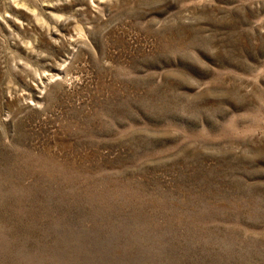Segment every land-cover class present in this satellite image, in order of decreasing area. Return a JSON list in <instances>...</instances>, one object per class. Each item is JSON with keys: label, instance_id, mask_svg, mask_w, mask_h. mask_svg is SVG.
<instances>
[{"label": "rangeland", "instance_id": "rangeland-1", "mask_svg": "<svg viewBox=\"0 0 264 264\" xmlns=\"http://www.w3.org/2000/svg\"><path fill=\"white\" fill-rule=\"evenodd\" d=\"M0 264H264V0H0Z\"/></svg>", "mask_w": 264, "mask_h": 264}]
</instances>
